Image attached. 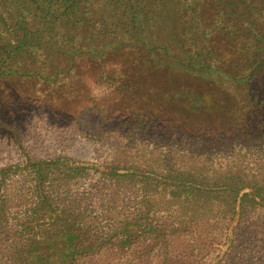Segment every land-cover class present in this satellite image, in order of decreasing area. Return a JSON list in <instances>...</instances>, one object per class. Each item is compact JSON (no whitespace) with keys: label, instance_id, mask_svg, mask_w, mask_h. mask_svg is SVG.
Segmentation results:
<instances>
[{"label":"trees","instance_id":"obj_1","mask_svg":"<svg viewBox=\"0 0 264 264\" xmlns=\"http://www.w3.org/2000/svg\"><path fill=\"white\" fill-rule=\"evenodd\" d=\"M0 145V264H264V0H0Z\"/></svg>","mask_w":264,"mask_h":264},{"label":"rangeland","instance_id":"obj_2","mask_svg":"<svg viewBox=\"0 0 264 264\" xmlns=\"http://www.w3.org/2000/svg\"><path fill=\"white\" fill-rule=\"evenodd\" d=\"M87 60V59H86ZM154 60L152 57L149 59L148 66H158L162 60ZM158 62V63H157ZM163 71V70H162ZM160 72V76L156 77L153 81V91H157L163 88L165 83L164 72ZM171 77V75H170ZM44 135V142L42 146L34 151L39 154L43 152L44 154H51L52 152L67 154L75 159L85 160V161H97V162H108L109 155L106 148L91 143L82 138L76 137L71 140H61L56 136L48 132L47 130H42ZM50 133V134H49ZM16 160V155L11 150H7L4 146L0 145V166L8 163L14 162Z\"/></svg>","mask_w":264,"mask_h":264},{"label":"clouds","instance_id":"obj_3","mask_svg":"<svg viewBox=\"0 0 264 264\" xmlns=\"http://www.w3.org/2000/svg\"><path fill=\"white\" fill-rule=\"evenodd\" d=\"M109 71L115 70L117 74H120V65L112 64L108 68ZM84 83L88 88L89 95L95 100H101L106 96H109L114 92L115 88L104 82H98L95 78L88 76L85 78Z\"/></svg>","mask_w":264,"mask_h":264}]
</instances>
